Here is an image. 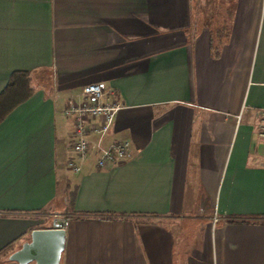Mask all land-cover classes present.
Segmentation results:
<instances>
[{
	"label": "crops",
	"instance_id": "0c3cea01",
	"mask_svg": "<svg viewBox=\"0 0 264 264\" xmlns=\"http://www.w3.org/2000/svg\"><path fill=\"white\" fill-rule=\"evenodd\" d=\"M15 72L0 264L62 220L58 264H264L262 0H0V92ZM87 83L121 103L101 145L126 139L128 157L96 168L92 150L73 173L62 110Z\"/></svg>",
	"mask_w": 264,
	"mask_h": 264
},
{
	"label": "built area",
	"instance_id": "2783aa9c",
	"mask_svg": "<svg viewBox=\"0 0 264 264\" xmlns=\"http://www.w3.org/2000/svg\"><path fill=\"white\" fill-rule=\"evenodd\" d=\"M264 2V0H262ZM121 103L112 93H103L98 83H87L80 87L76 95L68 97L62 113L70 122L68 144L71 155L65 161L70 172H77L92 150L96 151L94 166L105 168L115 165L128 157L129 142L117 139L106 146L101 141L109 131ZM255 133L264 139V110L261 111ZM94 136V140L90 137ZM64 229L66 220L54 223Z\"/></svg>",
	"mask_w": 264,
	"mask_h": 264
},
{
	"label": "water",
	"instance_id": "95a60500",
	"mask_svg": "<svg viewBox=\"0 0 264 264\" xmlns=\"http://www.w3.org/2000/svg\"><path fill=\"white\" fill-rule=\"evenodd\" d=\"M63 248V229H34L29 234V241L8 255L10 261L17 264H58Z\"/></svg>",
	"mask_w": 264,
	"mask_h": 264
},
{
	"label": "trees",
	"instance_id": "16d2710c",
	"mask_svg": "<svg viewBox=\"0 0 264 264\" xmlns=\"http://www.w3.org/2000/svg\"><path fill=\"white\" fill-rule=\"evenodd\" d=\"M226 38V26L225 24L219 25L215 24L209 30V52L211 56H216L219 46L222 41ZM24 72H15L12 73L8 79V82L0 92V119L5 111L4 105L7 103V100L11 98L13 94H15L16 99L24 98L27 93V83ZM11 102V100H10ZM73 196L71 195L70 202H72ZM0 252V255L2 254Z\"/></svg>",
	"mask_w": 264,
	"mask_h": 264
},
{
	"label": "rangeland",
	"instance_id": "374dc122",
	"mask_svg": "<svg viewBox=\"0 0 264 264\" xmlns=\"http://www.w3.org/2000/svg\"><path fill=\"white\" fill-rule=\"evenodd\" d=\"M49 220H46L45 222H48ZM7 258V256L5 255V253H2L1 255H0V260L2 261V260H5ZM27 264H33L32 262H30V263H27Z\"/></svg>",
	"mask_w": 264,
	"mask_h": 264
}]
</instances>
